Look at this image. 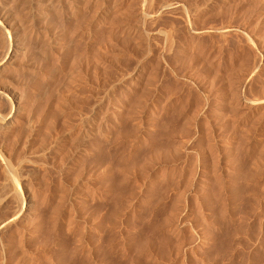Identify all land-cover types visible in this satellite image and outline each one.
<instances>
[{
    "label": "rangeland",
    "instance_id": "1",
    "mask_svg": "<svg viewBox=\"0 0 264 264\" xmlns=\"http://www.w3.org/2000/svg\"><path fill=\"white\" fill-rule=\"evenodd\" d=\"M106 1L0 0V22L23 36L20 58L16 54L0 75L1 87L22 93L20 124L0 138L6 155L22 159L21 175L31 176L37 194L28 223L14 224L6 237L1 233L3 241L12 238L9 258L3 263L0 255V264H250L253 256L255 264H264L258 251L264 235V103L244 107L241 101L264 99V0ZM146 10L149 21L140 19ZM121 68L131 70L118 84L114 76ZM166 138L175 154L172 190L162 163ZM40 141L46 146L36 152ZM48 141L56 143L53 154ZM153 176L155 188L148 190ZM215 180L223 182L220 187ZM168 205L174 213L188 209L192 223L197 217L211 223L221 209L225 228L175 255L173 239L193 230L187 226L168 243L161 227L172 211ZM10 206L0 215L10 214ZM232 208L239 214L227 229Z\"/></svg>",
    "mask_w": 264,
    "mask_h": 264
},
{
    "label": "bare ground",
    "instance_id": "2",
    "mask_svg": "<svg viewBox=\"0 0 264 264\" xmlns=\"http://www.w3.org/2000/svg\"><path fill=\"white\" fill-rule=\"evenodd\" d=\"M4 1V0H3ZM105 1V0H104ZM12 2V1H11ZM10 2V3H11ZM15 2V1H14ZM115 1H112V3H114ZM149 2H150V0H149ZM56 3V2H55ZM106 3L107 4H109V3H111L109 0H107L106 1ZM11 4H13V3H11ZM39 4V3H38ZM45 4V3H44ZM147 4V3H146ZM149 4V3H148ZM168 4V3H167ZM172 4V3H171ZM171 4H168V5H171ZM21 5V4H20ZM47 5H48V3H47ZM136 5V4H135ZM173 5V4H172ZM175 5V4H174ZM9 6V5H8ZM77 6V5H76ZM109 6V5H108ZM137 6V5H136ZM164 6V5H163ZM4 7V6H3ZM13 7V6H12ZM22 7V6H21ZM39 7V6H38ZM78 7V6H77ZM127 7V6H126ZM150 7V6H149ZM181 7V6H180ZM2 8V7H1ZM41 8V7H40ZM49 8V7H48ZM74 8V7H73ZM76 8V7H75ZM141 8V7H140ZM159 8V7H158ZM161 8H162V6H161ZM161 8H159L160 10H161ZM165 8V7H164ZM164 8L162 9V10H164ZM171 8V7H170ZM178 8V7H177ZM8 9V12H11V9H9V8H7ZM15 9V8H14ZM18 9V8H17ZM44 9H45V7H44ZM52 9V8H51ZM152 9H153V7H152ZM158 9V10H159ZM167 9H169V8H167ZM172 9H174V7L172 8ZM41 10V9H40ZM124 10V9H123ZM166 10V9H165ZM2 11H3V9H2ZM5 11V10H4ZM27 11V10H26ZM42 11V10H41ZM44 11H46V9L44 10ZM43 11V12H44ZM75 11V10H74ZM147 11L148 10H146V13L145 14H143L142 15V17H140V19L141 18H143L145 21L146 20H148V19H145L146 18V16H148L149 15V13H147ZM153 11V10H152ZM157 11V10H156ZM156 11H153L154 13H156ZM167 11V10H166ZM1 12V11H0ZM19 12H20V10H19ZM19 12L17 11V13L19 14ZM42 12V13H43ZM73 12V11H72ZM71 12V13H72ZM137 12V11H136ZM148 12H151V11H148ZM152 12V13H153ZM159 12V11H158ZM12 13H15L14 12V10H13V12H11V14ZM15 14V16L16 15H18V14ZM34 13V12H33ZM144 13V12H143ZM151 13V14H152ZM160 13V12H159ZM20 14H21V12H20ZM19 14V15H20ZM37 14V13H36ZM118 14V13H117ZM142 14V13H141ZM18 15V16H19ZM24 16L26 15V14H23ZM28 15V14H27ZM44 15V14H43ZM120 15V14H119ZM18 16H17V18H18ZM34 16V15H33ZM3 17V16H2ZM2 17H1V19H2ZM20 17V16H19ZM22 17V16H21ZM119 17V16H118ZM117 17V18H118ZM138 17V16H137ZM150 17V16H149ZM12 18H14V17H12ZM122 18V17H121ZM8 19V18H7ZM19 19V18H18ZM21 19V18H20ZM156 19V18H155ZM14 20V19H13ZM16 21H17V19H15ZM14 20V21H15ZM23 20V19H22ZM153 20V19H152ZM14 21H13V23H14ZM18 21H21V20H18ZM122 21V20H121ZM139 21V20H138ZM143 21V20H142ZM149 21V20H148ZM155 21V20H154ZM3 22H5V20L3 21ZM3 22H0V47L2 48H0L1 50H0V75L2 74V72L3 71H5L8 67H11V64L14 62V60H13V58L15 57V55L17 54L18 55V51L21 49V47H22V35H20L19 36V34H17V30L16 29H14V27H9L8 28V30L7 29H5L6 27H5V23H3ZM123 22V21H122ZM15 24V23H14ZM8 25V24H7ZM121 25H122V23H121ZM124 25L126 26V23H124ZM14 26V25H13ZM19 26H20V23H19ZM146 26V25H145ZM16 27V26H15ZM21 27V26H20ZM124 27V26H123ZM13 28V29H12ZM159 29V28H158ZM147 30V29H146ZM30 32H32V31H30ZM120 33V32H119ZM128 33V32H127ZM225 33V32H224ZM20 34H21V32H20ZM23 34V33H22ZM69 34V33H68ZM141 34V33H140ZM29 35V34H28ZM27 35V36H28ZM82 36V35H81ZM154 36V35H153ZM7 37V38H6ZM25 37V36H24ZM31 37V36H30ZM168 37H169V35H168ZM84 38V37H83ZM146 39V38H145ZM24 40V39H23ZM29 40V39H28ZM84 41V40H83ZM57 42V41H56ZM24 43H25V41H24ZM70 43V42H69ZM31 44V43H30ZM36 44V43H35ZM64 44V43H63ZM24 45V44H23ZM61 45V44H60ZM106 45H108V44H106ZM118 45V44H117ZM119 45H121V44H119ZM137 45V44H136ZM140 45V44H139ZM169 45V44H168ZM42 46V45H41ZM122 46V45H121ZM170 46H171V43H170ZM39 47V46H38ZM45 47V46H44ZM117 47V46H116ZM27 48H28V46H27ZM43 48V47H42ZM32 49V48H31ZM52 49V48H51ZM177 49V48H176ZM2 50H3V52H2ZM23 50H25L24 48H23ZM29 50V49H28ZM53 50V49H52ZM121 50V49H120ZM140 50V49H139ZM144 50V49H143ZM145 50H146V48H145ZM144 50V51H145ZM51 51V50H50ZM101 51V50H100ZM107 51V50H106ZM114 51V50H113ZM119 51V50H118ZM2 52V53H1ZM20 52V51H19ZM120 52V51H119ZM25 53H26V51H25ZM93 53V52H92ZM95 53H96V51H95ZM94 53V54H95ZM101 53V52H100ZM99 54V53H98ZM103 54H104V52H103ZM16 55V56H17ZM23 55V54H22ZM21 55V56H22ZM142 55V54H141ZM143 55H145V53L143 54ZM60 56V55H59ZM78 56V55H77ZM86 56H88V55H86ZM18 57H19V55H18ZM98 57V56H97ZM96 57V58H97ZM20 58V57H19ZM26 58V57H25ZM43 58V57H42ZM86 58V57H85ZM100 58H102L101 56H100ZM109 58V57H108ZM111 58V57H110ZM117 58V57H116ZM138 58V57H137ZM15 59V58H14ZM90 59V58H89ZM98 59V58H97ZM96 59V60H97ZM106 59V58H105ZM58 60V59H57ZM95 60V59H94ZM108 60V59H107ZM111 60V59H110ZM257 60H259V59H257ZM18 61V60H17ZM71 61H72V58H71ZM81 61H82V58H81ZM113 61V59L111 60V62ZM255 61V60H254ZM70 62V61H69ZM98 62H99V59H98ZM110 62V61H109ZM259 63L260 61H256V63ZM39 63V62H38ZM72 63V62H71ZM74 63V62H73ZM72 63V64H73ZM77 63V62H76ZM86 63V62H85ZM107 63V62H106ZM135 63V62H134ZM14 64V63H13ZM103 64V63H102ZM110 64V63H109ZM114 64V63H113ZM254 64V63H253ZM98 65H100V64H98ZM108 65V64H107ZM111 65H112V63H111ZM110 65V66H111ZM119 65H121V64H119ZM135 65V64H134ZM103 66V65H102ZM34 67H35V64H34ZM91 67H92V65H91ZM109 66H107L106 67V69L108 68ZM114 67H116L115 65H114ZM118 67V66H117ZM124 67V66H123ZM127 67V66H126ZM257 64L254 66V67H252L253 69H251L252 71H254L255 69H257ZM36 68V67H35ZM75 68V67H74ZM86 68V67H85ZM97 68V67H96ZM105 68V67H104ZM103 68V69H104ZM39 69V68H38ZM77 69H79V68H77ZM103 69H102V71H103ZM117 69H119V67L117 68ZM116 69V70H117ZM72 70V69H71ZM80 70V69H79ZM84 70V69H83ZM93 70V69H92ZM95 70V69H94ZM98 70V69H97ZM108 70V69H107ZM106 70V71H107ZM122 70V68L120 69V72L118 71V75L116 76H114V77H118V78H116V80L118 81V84L119 83H123V79H124V77H126V76H128V73L130 72V70H128V69H126V70H128L129 72H127V75L125 74L126 73V70H124V71H121ZM133 70V69H132ZM171 70H172V68H171ZM170 70V71H171ZM249 70V69H248ZM45 71V70H44ZM44 71H42V72H44ZM73 71V70H72ZM232 71V70H231ZM240 71V70H239ZM6 72V71H5ZM4 72V73H5ZM82 72V71H81ZM85 72V71H84ZM113 72V70L111 71V75L113 74L112 73ZM114 72H116L115 70H114ZM249 72H250V70H249ZM256 72V71H255ZM77 73V72H76ZM97 73V72H96ZM105 73V72H104ZM107 73V72H106ZM109 73V72H108ZM248 73V72H247ZM102 74H103V72H102ZM110 74V73H109ZM108 74V75H109ZM115 74V73H114ZM219 74V73H218ZM258 74V73H257ZM5 75V74H4ZM110 75V76H111ZM126 75V76H125ZM8 76V75H7ZM72 76V75H71ZM74 76V75H73ZM247 76H249V75H247ZM2 77H3V74H2ZM65 77V76H64ZM70 77V76H69ZM72 78V77H71ZM70 78V79H71ZM80 78V77H79ZM84 78V77H83ZM108 78H110L109 76H108ZM34 79V78H33ZM64 79V78H63ZM68 79V78H67ZM114 80H115V78H113ZM4 80V79H3ZM46 80V79H45ZM76 80V79H75ZM86 80V79H85ZM111 80V79H110ZM115 80V81H116ZM252 80V79H251ZM112 81V80H111ZM111 81H110V83H111ZM78 82V81H77ZM86 82H88V81H86ZM125 82V81H124ZM1 83V82H0ZM74 83V82H73ZM101 83H103V82H101ZM108 83V82H107ZM114 83H117V82H114ZM228 83V82H227ZM64 84V83H63ZM70 84V83H69ZM28 85V84H27ZM111 85V84H110ZM3 86L4 85H2V87L0 86V135H2V136H4V135H9L10 136V134H9V132H11L12 131V129L14 128V126L16 125V124H18L20 121H19V119H18V117L20 116L19 115V113H21V108H22V106H21V101L23 100L22 98V93H19V89L18 88H16L15 90H9V88H8V90H5L6 88H3ZM101 86V85H100ZM117 86H119V85H117ZM7 87V86H6ZM63 87V86H62ZM232 87V86H231ZM73 88V87H72ZM110 88V87H109ZM65 89H67V88H65ZM61 90V89H60ZM63 90V89H62ZM25 91V90H24ZM58 92V91H57ZM63 92H64V90H63ZM24 93V92H23ZM29 93V92H28ZM92 93V92H91ZM61 94H63V93H61ZM65 95V94H64ZM78 95V94H77ZM264 96V95H263ZM61 97V96H60ZM65 97V96H64ZM260 97H261V95H260ZM120 98V97H119ZM256 98V97H255ZM264 98V97H263ZM62 99V98H61ZM30 101V100H29ZM242 106H244V107H246V106H251V105H257V104H261V103H264V99H249V98H242ZM23 102V101H22ZM33 102V101H32ZM29 103V102H28ZM34 103V102H33ZM33 103H31V104H33ZM87 103H88V100L85 98L82 102H81V105H83L84 104V106H85V104L87 105ZM35 104V103H34ZM89 104V103H88ZM25 105V104H24ZM57 107V106H56ZM62 107V106H61ZM243 107V108H244ZM256 107V106H255ZM264 107V106H263ZM263 107L261 108L262 110H263ZM242 108V107H241ZM249 108V107H248ZM23 109V108H22ZM28 109H30V108H28ZM59 109V108H58ZM31 110V109H30ZM82 110V109H81ZM81 110H78V112L80 113V114H82L81 112L83 111H81ZM26 111H28V110H26ZM25 111V112H26ZM264 111V110H263ZM244 113H245V111H244ZM262 113V112H261ZM260 113V114H261ZM24 114V113H23ZM26 114H28V113H26ZM263 114H264V112H263ZM31 115V114H30ZM29 115V116H30ZM256 115H257V113H256ZM259 115V114H258ZM261 116V115H260ZM41 117V116H40ZM89 117V116H88ZM91 117V116H90ZM256 117V116H255ZM23 118V117H22ZM27 118V117H26ZM93 118V117H92ZM91 118V119H92ZM224 118V117H223ZM86 119V118H85ZM86 120H89V119H86ZM22 122V121H21ZM89 122H93V121H89ZM20 124V123H19ZM40 124V123H39ZM45 125V124H44ZM51 125V124H50ZM49 125V126H50ZM91 125V124H90ZM87 126H88V124H87ZM169 126V125H168ZM39 127V126H38ZM55 127V126H54ZM165 127V126H164ZM47 128H49V127H47ZM167 128V127H166ZM171 128V127H170ZM14 130V129H13ZM30 130V129H29ZM49 130H50V128H49ZM48 130V131H49ZM57 130V129H56ZM86 130V129H85ZM97 130V129H96ZM167 130V129H166ZM47 130H45V135H44V137H48V136H46V134H48V135H50L49 133H51V131H49V133H46V132H48ZM30 132V131H29ZM56 132V131H55ZM84 132V131H83ZM91 132V131H90ZM99 132V131H98ZM97 132V133H98ZM106 132V131H105ZM170 132H171V130L168 132V131H166V134H168L169 133V135H168V137L172 134H170ZM174 132V131H173ZM202 132V131H201ZM60 133V132H59ZM87 133H89V132H87ZM85 134V133H84ZM91 134V133H90ZM54 135V134H53ZM60 135V134H59ZM59 135H57V136H59ZM98 135V134H97ZM1 136V138H2V140H1V138H0V167H2V170H3V172H1V173H3L2 175V179L0 180V213L4 210V208L6 207V206H8V205H11L10 206V209H11V213L10 214H6V216L4 215V214H1L2 216H3V218H0V235H2L1 233L3 232V234H4V237H6L5 236V234H8V233H6V231L7 232H9L10 231V229L13 227V225L15 224H17L18 226L20 225V227H21V223L22 222H24L25 223V221L27 222V219L30 217V215H31V213L34 211L33 209H34V207H36L35 205H37L36 204V202H37V194L35 193V192H33L34 190H31L32 188H31V186H33V184H35L34 183V180H32V179H30V175H28L29 176V178L26 176V175H24V177H23V175H21V171H22V167H23V164H22V166H21V161H22V159H19V160H17V161H15L14 160V154H16L15 152H12V153H10L9 155H6V153L7 152H9V151H7V152H5V149H4V145H3V137ZM56 136V135H55ZM54 136V137H55ZM99 136V135H98ZM110 136V135H109ZM173 136V135H172ZM5 137H7V136H5ZM4 137V138H5ZM12 137V136H11ZM42 137H43V135H42ZM41 137V138H42ZM92 137V136H91ZM166 137V136H165ZM10 138V137H9ZM49 138V137H48ZM60 138V137H59ZM108 138V137H107ZM171 138V137H170ZM170 138H166V143H165V145H166V149H167V155H165V159H164V162H162L161 160V162L163 163V165L166 167L165 168V170H166V178H168V182H169V185L170 186H168V185H166V186H168L167 188H168V190H169V188L171 189V184L174 182L173 180H171V174H173L172 173V170H173V163H174V160H173V158H175V154L173 155L172 154V150H171V147H170V143L172 144V140L170 139ZM190 138V137H189ZM42 139H44V138H42ZM102 139V138H101ZM170 139V140H169ZM173 139V138H172ZM5 140V139H4ZM7 140V139H6ZM47 140V139H46ZM45 139L44 140H42L43 142H45L46 141ZM56 140V139H55ZM55 140H54V142H55ZM42 141H40V143L42 142ZM142 141V140H141ZM169 141H170V143H169ZM49 142V141H48ZM53 142V144L52 143H50L51 145H49V147H47V150L50 152V154L52 153V152H54V151H52L54 148H56L55 146H56V143H54ZM59 142V141H58ZM57 142V143H58ZM4 143H7L6 141L4 142ZM48 143V144H49ZM44 144V145H43ZM48 144H47V146H48ZM98 144V143H97ZM39 145V144H38ZM58 145V144H57ZM12 146H14L13 144H12ZM43 146L45 147L46 146V144L45 143H41V145H39V146H37L38 148H37V150H36V152H38V151H42L43 150ZM172 146V145H171ZM6 148V147H5ZM9 148V147H8ZM27 148V147H26ZM87 148V147H86ZM94 148V147H93ZM7 149V148H6ZM11 149H13V148H11ZM10 149V150H11ZM88 149H90V148H88ZM15 150V149H14ZM31 150V149H30ZM29 150V151H30ZM45 150H46V148H45ZM17 151V150H16ZM23 151V150H22ZM32 151V150H31ZM52 151V152H51ZM35 152V151H34ZM27 153V152H26ZM43 153H45V152H43ZM159 153V152H158ZM19 154V153H18ZM40 154H42V153H40ZM39 154V155H40ZM53 154V153H52ZM89 154V153H88ZM227 154H229L228 153V151H227ZM106 155V154H105ZM16 157H19V156H17V155H15ZM174 156V157H173ZM22 157V156H21ZM21 157H19V158H21ZM39 157V156H38ZM183 157V156H182ZM225 157V156H224ZM228 157V156H227ZM25 158V157H24ZM32 158V157H31ZM41 158V157H40ZM115 158V157H114ZM16 159V158H15ZM18 159V158H17ZM26 159H28V158H26ZM155 159V158H154ZM159 159H161V158H159ZM228 159V158H227ZM33 160V159H32ZM32 160H29L28 159V161H32ZM41 160V159H40ZM178 160V159H177ZM229 160V159H228ZM35 161H37V160H35ZM111 161V160H110ZM24 162V161H23ZM22 162V163H23ZM34 162V161H33ZM144 162V161H143ZM262 162V161H261ZM261 162H260V164H259V166H264V165H262L261 164ZM36 163V162H35ZM158 163V162H157ZM193 163V162H192ZM27 164H30V163H27ZM36 164H39V162L38 163H36ZM63 164V163H62ZM264 164V163H263ZM25 165H26V163H25ZM35 165V164H34ZM40 165V164H39ZM103 165V164H102ZM143 165V164H142ZM188 165V164H187ZM28 166L29 165H26V167L28 168ZM30 166H31V164H30ZM29 166V167H30ZM25 167V166H24ZM33 167V166H32ZM46 167V166H45ZM44 167V168H45ZM108 167V166H107ZM106 167V168H107ZM144 167V166H143ZM147 166H145V168H146ZM153 167V166H152ZM163 167V166H162ZM233 167V166H232ZM257 167V166H256ZM40 167H38V169H39ZM151 168V167H150ZM1 169V168H0ZM34 169V168H33ZM35 169H37L36 168V166H35ZM35 169H34V171H35ZM108 169V168H107ZM106 169V170H107ZM164 169V168H163ZM28 170V169H27ZM32 170V169H31ZM42 170H44V169H42ZM143 170H146V169H143ZM190 170V169H189ZM26 171V170H25ZM33 171V172H34ZM45 171V170H44ZM47 171V170H46ZM108 171V170H107ZM142 171V170H141ZM147 171V170H146ZM162 171L163 170H160L159 171V174H160V176L163 174V175H165V171L162 173ZM193 171V170H192ZM42 173H44L43 171H41ZM102 172V171H101ZM259 172V171H258ZM27 173H30V172H28L27 171ZM36 174H35V176L37 175V172H35ZM40 173V172H39ZM41 173V175H43ZM111 173V172H110ZM158 173V172H157ZM33 174V173H32ZM46 173H44V175H45ZM146 174V173H145ZM144 174V175H145ZM153 174V173H152ZM253 174V173H252ZM34 175V174H33ZM103 175V174H102ZM139 175V174H138ZM201 175V174H200ZM38 176V175H37ZM46 176V175H45ZM143 176V175H142ZM255 176V175H254ZM258 176V175H257ZM25 177H27V178H25ZM33 177V176H32ZM146 177V176H145ZM144 177V178H145ZM162 177V176H161ZM252 177V176H251ZM38 178V177H37ZM43 178H45V177H43ZM142 179H143V177H141ZM141 178H140V180H141ZM178 178V177H177ZM33 179H35V178H33ZM46 179V178H45ZM44 179V180H45ZM102 179V178H101ZM150 179V178H149ZM186 179V178H185ZM252 179H253V177H252ZM32 180V181H31ZM41 180V176L39 175V180H37V181H40ZM47 180H48V178H47ZM47 180H45L44 182H46ZM199 180V179H198ZM201 180V179H200ZM217 180H220V179H217ZM43 181V180H42ZM155 180H154V176L153 177H151V179L149 180V183H148V190L151 188V187H154L153 185H154V182ZM171 181H173V182H171ZM250 181V180H249ZM35 182H36V180H35ZM44 182H42V183H44ZM48 183L46 184L47 186H48V184L50 183L49 181H47ZM186 182V181H185ZM41 183V181L39 182V186H37L38 188L41 186V187H45V186H42V184H40ZM176 183V182H175ZM184 183V182H183ZM198 183V182H197ZM199 183H202V182H199ZM215 185L216 186H218V187H220V185L223 183H221L220 181H216L215 180ZM37 184V183H36ZM45 184H43V185H45ZM188 185H187V188L188 187H190V185H189V183H187ZM196 184V183H195ZM227 184V183H226ZM38 185V184H37ZM173 185V184H172ZM177 185V184H176ZM175 185V186H176ZM196 185H198V184H196ZM209 185V184H208ZM263 185H264V183H263ZM35 186V185H34ZM162 186V185H161ZM164 186V185H163ZM163 186H162V192H164L163 190ZM195 186V185H194ZM199 186V185H198ZM197 186V187H198ZM50 187V186H49ZM218 187H216V189L218 188ZM223 187V186H222ZM222 187H221V189H222ZM263 187V186H262ZM261 187V188H262ZM105 188V187H104ZM107 188V187H106ZM137 188V187H136ZM155 188V187H154ZM165 188V187H164ZM177 188V187H176ZM184 188L186 189V186L184 185ZM196 188V187H195ZM224 188V187H223ZM249 188V187H248ZM40 189V188H39ZM42 189V188H41ZM44 189V188H43ZM47 189V188H46ZM138 189V188H137ZM146 189V190H147ZM158 189V188H157ZM166 189V188H165ZM214 189V188H213ZM220 189V188H219ZM148 190L145 192V193H147L148 192ZM172 190V189H171ZM175 190V189H174ZM200 190V189H199ZM137 191H139V190H137ZM136 191V192H137ZM161 191H159V192H161ZM202 191V190H201ZM216 191H218V190H215V194L216 193H218V192H216ZM46 192V191H45ZM107 192V191H106ZM161 192V193H162ZM168 191H166L165 193H167ZM181 192H182V189H181ZM183 192H184V189H183ZM182 192V193H183ZM199 192V191H198ZM220 192H221V190H220ZM260 192V191H259ZM138 193V192H137ZM136 193V194H137ZM253 193V192H252ZM131 194V193H130ZM157 194V193H156ZM160 194V193H159ZM214 194V195H215ZM220 194V193H219ZM231 194H233V193H231ZM244 194V193H243ZM256 194V193H255ZM255 194H253V195H255ZM146 195V194H145ZM149 195V194H148ZM183 195V194H182ZM234 195V194H233ZM232 195V196H233ZM45 196H46V194H45ZM72 196H73V194H72ZM105 196V195H104ZM132 196H135V195H131V197ZM155 196V195H154ZM164 196V195H163ZM162 196V197H163ZM166 196H168V195H166ZM218 196V195H217ZM234 196H236V194L234 195ZM130 197V195H129V198H131ZM150 197V196H149ZM149 197H148V200H149ZM155 197H157V196H155ZM171 197H173L172 195H171ZM182 197V196H181ZM206 197H208V196H205V198ZM260 197V196H259ZM61 198V197H60ZM129 198H127L128 200H129ZM144 198H145V196H144ZM159 198L161 199V194H160V196H159ZM157 199V200H160V199ZM164 198H165V196H164ZM174 198H175V196H174ZM180 198V197H179ZM179 198H177V199H179ZM188 198V197H187ZM199 198V197H198ZM214 198V197H213ZM253 198H254V196H253ZM39 199V198H38ZM41 199V198H40ZM64 199V198H63ZM71 199L72 200H74L72 197H71ZM108 199V198H107ZM131 199H133V198H131ZM130 199V200H131ZM151 199V198H150ZM173 199V198H172ZM176 199V198H175ZM174 199V200H175ZM208 199V198H207ZM233 199V198H232ZM236 199V198H235ZM56 200H58V199H56ZM70 200V199H69ZM71 200V201H72ZM179 200H181V198L179 199ZM213 200V199H212ZM218 200V199H217ZM223 200V199H222ZM234 200V199H233ZM248 200V199H247ZM147 201V200H146ZM162 201V200H161ZM170 201H171V199H170ZM250 201V200H249ZM257 201V200H256ZM46 202V201H45ZM179 202V201H178ZM206 202V201H205ZM234 202H236L235 200H234ZM242 202V201H241ZM58 203V202H57ZM60 203V202H59ZM63 203V202H62ZM65 203V202H64ZM70 203V202H69ZM129 203V202H128ZM127 203V204H128ZM160 203V202H159ZM176 203H177V200H176ZM231 203H232V201H231ZM248 203V202H247ZM156 204V203H155ZM161 204H163V203H161ZM166 204V203H165ZM171 204H173V203H171ZM170 204V205H171ZM214 204V203H213ZM237 204V203H236ZM54 205V204H53ZM61 205H63V204H61ZM129 205V204H128ZM167 205V204H166ZM170 205H168L169 206V208H171L172 206H170ZM211 205V204H210ZM240 205V204H239ZM247 205V204H246ZM249 205V204H248ZM174 207L176 206L175 204L173 205ZM182 206V205H181ZM192 206V205H191ZM190 206V207H191ZM207 206V205H206ZM233 206V205H232ZM234 206H235V203H234ZM59 207V206H58ZM101 207V206H100ZM200 207V206H199ZM256 207V206H255ZM37 208V207H36ZM182 208V207H181ZM184 208V207H183ZM212 208V207H211ZM236 208V207H235ZM239 208V207H238ZM251 208H252V206H251ZM7 209H9V207L7 208ZM7 209H5L6 211H8ZM55 209V208H54ZM58 209V208H57ZM198 209V208H197ZM5 210H4V212H5ZM172 211L170 212V214H168L169 216L166 218L168 221H164V223L163 222H161L162 223V225H161V227L163 226V224H164V226L163 227H165V229H164V231H163V238L164 239H166V240H168V243H170L171 241H172V239L173 238H175V236L177 235H180L181 237H182V235H184V233L186 232V230H185V228L188 226L190 229H192L193 230V233H192V235L190 234V235H187V237H189L188 239H187V237H182L183 238V240H177V237L175 238V239H173V241L171 242L172 244H174V249L176 250L175 252V255H178L179 253H181L182 251H183V253H184V251L186 250V248H188V247H190V246H192L191 244H195V245H197V244H202L203 242H204V240H206L207 239V235H210V233H212L213 234V232H219L220 230H218V228H220V229H222V227H224L223 225V216H222V213H223V211H221V209H220V211L218 212V214H216V217H215V219H214V221L213 222H211V223H209V222H207V223H205V222H203L204 220H201L200 222H199V220H198V217H197V214H196V217H197V219H195V223L196 224H194V222L192 223V219H194L193 217H192V219H190L189 217H188V213H187V210L188 209H186V208H184L180 213L179 212H175L174 213V211H173V207H172V209H171ZM175 210V209H174ZM190 210V209H189ZM223 210V209H222ZM237 210V209H236ZM245 210V209H244ZM253 210V209H252ZM255 210V209H254ZM230 211V210H229ZM46 212V211H45ZM59 212V211H58ZM245 212H247V211H245ZM261 212V211H260ZM39 213V212H38ZM56 213V212H55ZM60 213V212H59ZM242 213H244V211L242 212ZM32 214H34V213H32ZM72 214V213H71ZM224 214V213H223ZM237 214H239V213H237V211H235V209L234 208H232L231 209V211H230V213H228V217H227V219H226V226H227V229L229 228V227H231V225L233 224V222L235 221V217H236V215ZM245 214V213H244ZM244 214H241V215H244ZM264 214V213H263ZM0 215V216H1ZM204 215V214H203ZM246 215V214H245ZM256 215V214H255ZM258 215H259V213H258ZM32 216V215H31ZM35 216H36V214H35ZM195 216V215H194ZM200 216V215H199ZM248 216V215H247ZM43 217V216H42ZM203 217V216H202ZM241 217V216H240ZM260 217H261V215H260ZM264 216H262V218H263ZM33 218V217H32ZM70 218V217H69ZM188 218V219H187ZM212 218V217H211ZM244 218V217H243ZM246 218V217H245ZM244 218V219H245ZM35 219V218H34ZM42 219V218H41ZM71 219V218H70ZM258 219H259V217H258ZM192 220V221H191ZM208 220H209V218H208ZM239 220H240V218H239ZM245 220H247V219H245ZM264 220V219H263ZM263 220H259V224L261 225V222L263 221ZM30 221V220H29ZM35 221V220H34ZM39 221H41V220H39ZM206 221H207V219H206ZM240 221H242V220H240ZM31 222V221H30ZM106 222V221H105ZM238 222V221H237ZM255 222V221H254ZM257 222V221H256ZM28 223V222H27ZM52 223H55V222H52ZM236 223V222H235ZM247 224V223H246ZM250 224V223H249ZM259 224H258V226H259ZM36 225V224H35ZM69 225V224H68ZM108 225V224H107ZM239 225V224H238ZM248 225V224H247ZM262 225H264V223L262 224ZM261 225V226H262ZM23 226H25V224L23 225ZM30 226V225H29ZM53 226V225H52ZM234 226V225H233ZM26 227H27V225H26ZM61 227V226H60ZM162 227V228H163ZM236 227V226H235ZM242 227V226H241ZM25 228V227H24ZM36 228V227H35ZM58 228V227H57ZM225 228V227H224ZM233 228V227H232ZM13 229V228H12ZM18 229V228H17ZM16 229V230H17ZM55 229V228H54ZM226 229V230H227ZM259 229V228H258ZM257 229V230H258ZM15 229H13V231H14ZM36 230V229H35ZM225 230V229H224ZM234 230H235V228H234ZM261 232L264 234V226H262L261 227ZM21 231V230H20ZM30 231V230H29ZM190 231V230H189ZM230 231H232L231 230V228H230ZM236 231V230H235ZM238 231V230H237ZM12 232V231H11ZM22 232V231H21ZM32 232V231H31ZM210 232V233H209ZM217 232V233H218ZM221 232V231H220ZM253 232V231H252ZM258 232V231H257ZM13 233V232H12ZM11 233V234H12ZM23 233V232H22ZM173 233V234H172ZM209 233V234H208ZM223 234L225 233V232H222ZM221 233V234H222ZM10 234V233H9ZM10 234V235H11ZM15 234V233H14ZM17 234H19V231H18V233ZM226 234V233H225ZM228 234H229V232H228ZM228 234H226L227 235V237L228 236H230L231 234H234V232L233 233H230L229 235ZM251 234V233H250ZM257 234V233H256ZM20 235H22V234H20ZM20 235H17V236H20ZM25 235V234H24ZM172 235H175L174 237H172ZM249 235V234H248ZM252 235V234H251ZM12 236H15V235H12ZM225 236V235H224ZM213 237V236H212ZM219 237V236H218ZM249 237V236H248ZM4 240V238L3 237H1L0 236V255L2 256V262L4 263L5 261H6V259L7 258H9L8 257V255H7V253H8V251H10L9 250V244L11 245V238L12 237H9L10 238V241H6V239L8 238H6L5 239V241H3L2 239ZM19 238V237H18ZM44 238V237H43ZM163 238H162V240H163ZM184 238H186V239H184ZM209 238V237H208ZM251 238V237H250ZM13 239H14V237H13ZM16 239H17V237H16ZM214 239V238H213ZM253 239V238H252ZM251 239V240H252ZM259 239V238H258ZM161 240V239H160ZM166 240H163V241H165L166 242ZM170 240V241H169ZM210 240V239H209ZM13 241V240H12ZM260 243H259V254H261V256L263 255L264 256V235H263V238H261V239H259L258 240ZM247 242V241H246ZM9 243V244H8ZM18 243V242H17ZM163 243V242H162ZM250 243V242H249ZM21 244V243H20ZM44 244V243H43ZM248 244V243H247ZM13 245V244H12ZM171 245V244H170ZM250 245V244H249ZM22 246V245H21ZM201 246H203V245H201ZM219 245H217V247H218ZM221 247L220 248H222L223 247V245H220ZM14 247V246H13ZM247 247H248V245H247ZM207 249V248H206ZM218 249V248H217ZM222 249H224L225 250V246L222 248ZM256 249V248H255ZM173 250V249H172ZM197 250V249H196ZM199 250V249H198ZM221 250V249H220ZM220 250H219V253H222V252H220ZM190 251H191V249H190ZM189 251V252H190ZM64 252V251H63ZM256 252V251H255ZM257 253V252H256ZM9 254V253H8ZM59 254V253H58ZM185 254H189V253H187V251H186V253ZM253 255H256L255 253L253 254ZM260 256V257H261ZM61 257V256H60ZM64 257V256H63ZM175 257V256H174ZM189 257H190V255H189ZM256 256H253L251 259H250V261L251 262H249L250 264H255V262H254V259L253 258H255ZM25 258V257H24ZM247 258V257H246ZM249 258V257H248ZM259 258V257H258ZM262 258V257H261ZM0 259H1V257H0ZM253 259V260H252ZM262 259H264V258H262ZM24 260V259H23ZM28 260V259H27ZM41 260V259H40ZM61 260V259H60ZM256 261H257V258L255 259ZM12 262V261H11ZM26 262V261H25ZM59 262V261H58ZM61 262V261H60ZM261 262V261H260ZM41 263V262H40ZM7 264V263H6ZM28 264V263H27ZM57 264V263H56Z\"/></svg>",
    "mask_w": 264,
    "mask_h": 264
}]
</instances>
